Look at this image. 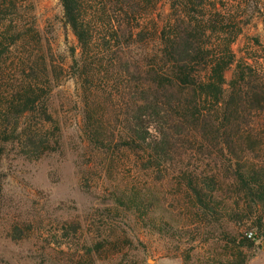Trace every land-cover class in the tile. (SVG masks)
Here are the masks:
<instances>
[{
    "label": "trees",
    "instance_id": "1",
    "mask_svg": "<svg viewBox=\"0 0 264 264\" xmlns=\"http://www.w3.org/2000/svg\"><path fill=\"white\" fill-rule=\"evenodd\" d=\"M27 1L0 0V157L8 144L28 162L62 153L47 101L72 79L84 143L78 184L88 192L90 175L108 180L112 207L101 214H130L169 234L168 224L150 220L159 198L149 184L162 181L163 170L192 225H213L224 238L222 223L245 228L207 264H247L264 245V70L237 59L233 46L248 18H264V0H165L160 26L154 12L162 0H58L76 44L66 67L21 16ZM37 112V121L21 126ZM190 155L202 158V168L182 166ZM19 223L8 232L13 241L32 231V220ZM109 238L98 231L60 264H135L119 260L120 239Z\"/></svg>",
    "mask_w": 264,
    "mask_h": 264
},
{
    "label": "rangeland",
    "instance_id": "2",
    "mask_svg": "<svg viewBox=\"0 0 264 264\" xmlns=\"http://www.w3.org/2000/svg\"><path fill=\"white\" fill-rule=\"evenodd\" d=\"M167 13L168 5L162 0L154 12V20L159 26L164 23ZM20 14L28 23H33L44 42V51L51 54L57 65L66 67L76 44L71 33L63 26L58 0H28L21 5ZM255 39L260 46L255 45ZM262 48L264 18L253 14L243 25L242 34L233 50L237 59H245L259 70H264ZM15 54V51L12 52L9 61L14 59ZM230 74H227V79ZM47 105L52 120L60 128L62 153L28 162L15 156L12 145L8 144L0 157V260L9 264L41 263L46 260L60 264L73 253L81 252L86 243L95 241L100 231L103 237H110L112 241L120 239L117 258L126 263L207 264L213 257H218L223 248H227V238L244 231L245 228L222 223L220 230L226 235L224 238L217 228L214 230L213 225L200 226L188 222L185 214L181 215L178 197L172 196L174 189L168 185L170 176H166L163 170L158 173L163 180L149 184L153 196L159 198L150 220L159 226L162 222L168 224L172 228V236L171 232L157 233L147 227L145 221L136 220L130 214L103 216L101 212L112 207L104 197L108 180L90 175L91 190L88 192L81 191L78 184L79 155L84 143L75 82L63 78L52 90ZM38 119V112L33 113L24 117L20 124L22 126L24 122L31 123ZM201 159L190 155L181 164L190 170L198 166L202 168L199 164ZM126 173V168L122 169L119 179L126 178ZM150 177L154 180L155 175ZM23 218L25 221L32 220V231L26 239L13 241L8 237V232L12 226L20 225ZM72 226L77 228L75 235L70 230ZM109 228L114 230V234L110 235ZM187 256L188 260L184 261ZM112 259H116V256ZM247 264H264V248L261 245L250 253Z\"/></svg>",
    "mask_w": 264,
    "mask_h": 264
},
{
    "label": "crops",
    "instance_id": "3",
    "mask_svg": "<svg viewBox=\"0 0 264 264\" xmlns=\"http://www.w3.org/2000/svg\"><path fill=\"white\" fill-rule=\"evenodd\" d=\"M261 248H264V245L263 244L261 245Z\"/></svg>",
    "mask_w": 264,
    "mask_h": 264
}]
</instances>
